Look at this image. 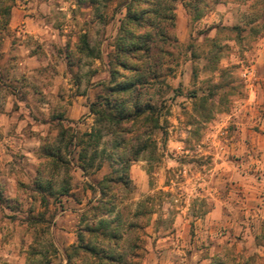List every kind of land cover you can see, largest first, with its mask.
I'll use <instances>...</instances> for the list:
<instances>
[{"label":"rangeland","instance_id":"obj_1","mask_svg":"<svg viewBox=\"0 0 264 264\" xmlns=\"http://www.w3.org/2000/svg\"><path fill=\"white\" fill-rule=\"evenodd\" d=\"M29 1L56 36L17 38L11 30L22 24L8 25L0 47V264H65L79 228L100 218L120 222L122 264H264V0H166L174 27L143 95L159 109V128L147 129L128 186L114 187V211L101 217L91 207L112 165L99 156L83 173L77 141L93 124L89 104L104 94L125 0L98 11L87 0ZM82 33L91 57L77 48ZM59 125L76 135L61 153L70 188L43 201L33 182L37 170L44 180L54 173L42 148ZM64 176L55 171L54 192ZM99 237L90 241L112 244Z\"/></svg>","mask_w":264,"mask_h":264},{"label":"trees","instance_id":"obj_2","mask_svg":"<svg viewBox=\"0 0 264 264\" xmlns=\"http://www.w3.org/2000/svg\"><path fill=\"white\" fill-rule=\"evenodd\" d=\"M16 0H0V47L6 36L11 9ZM111 0H87L95 11L105 7ZM246 1V0H241ZM125 14L120 19L117 35L113 42L114 52L109 59L108 80L102 82L104 94L97 95L89 104V112L93 116V124L88 132L82 133L77 146L78 167L83 173L95 166V160L100 156L112 165V170L97 182L96 188L101 196L100 202L91 207L94 217L109 215L114 211L115 203L112 194L114 187H127L129 184L128 170L132 162L148 147L149 131L159 128L158 107L143 100L146 88L159 77L162 62L159 55L163 53L160 44L171 39L167 30L174 27V8L166 0H125ZM195 17H198L195 16ZM250 20L245 25H250ZM250 30L258 31V26H249ZM231 29H237L233 27ZM79 52L92 56V48L88 44L87 34L79 36ZM157 58V59H155ZM147 135L142 139V132ZM109 134L104 142L103 135ZM75 139V140H74ZM76 135L69 127L59 125L57 135L52 143L44 145L43 152L49 160L54 173L45 180L37 170L33 184L36 192L44 201L45 195H66L70 188L69 160L61 157V153L71 145H76ZM135 141V144L132 142ZM106 143H109L107 150ZM100 147V148H99ZM103 161V160H102ZM102 162L96 164L100 168ZM64 168V177L58 186L59 192H54L52 178L55 171ZM57 191V190H56ZM1 199H5L0 193ZM114 223V224H112ZM120 222L100 218L95 226H84L77 232L76 243L70 246L66 254L65 264H84L92 258L89 264H122V256L115 252L120 239ZM86 235V236H85ZM100 236V237H99ZM86 237V238H85ZM103 241L112 240L110 246H99L91 238ZM27 259L25 264H47ZM87 264V263H85ZM211 264H214L211 263ZM215 264H224L217 260Z\"/></svg>","mask_w":264,"mask_h":264},{"label":"crops","instance_id":"obj_3","mask_svg":"<svg viewBox=\"0 0 264 264\" xmlns=\"http://www.w3.org/2000/svg\"><path fill=\"white\" fill-rule=\"evenodd\" d=\"M20 24H22L24 30H11L13 32L14 37H31L33 39H39V41L42 42L55 41L56 34L54 30H45V20L38 17V13H36V7L29 0L22 3H17L11 9V15L8 24L9 27H11V29H14L17 27V25ZM46 33H48L49 35H47ZM25 51L28 52L27 49H25ZM216 210L217 209L215 208L209 213H207L205 219H213Z\"/></svg>","mask_w":264,"mask_h":264}]
</instances>
